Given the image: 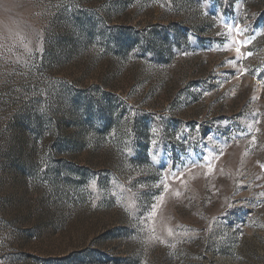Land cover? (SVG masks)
Wrapping results in <instances>:
<instances>
[{"label":"rangeland","instance_id":"rangeland-1","mask_svg":"<svg viewBox=\"0 0 264 264\" xmlns=\"http://www.w3.org/2000/svg\"><path fill=\"white\" fill-rule=\"evenodd\" d=\"M262 165L264 0H0V264H264Z\"/></svg>","mask_w":264,"mask_h":264},{"label":"snow or ice","instance_id":"snow-or-ice-1","mask_svg":"<svg viewBox=\"0 0 264 264\" xmlns=\"http://www.w3.org/2000/svg\"><path fill=\"white\" fill-rule=\"evenodd\" d=\"M232 27L238 29V30L241 32V34L243 33V29L240 28L238 25H234V26H232ZM230 30H231V29H230ZM236 43H237V44H242L243 41H239V40H238V41H236ZM236 51L239 53V52H240V48L237 47V48H236ZM248 55H251V53H249ZM153 143H155V141H154ZM261 167H264V165H262Z\"/></svg>","mask_w":264,"mask_h":264}]
</instances>
